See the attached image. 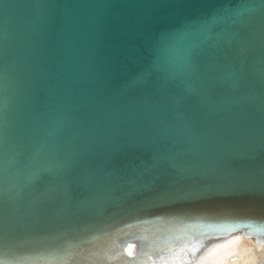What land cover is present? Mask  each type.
Masks as SVG:
<instances>
[{"label":"water","instance_id":"water-1","mask_svg":"<svg viewBox=\"0 0 264 264\" xmlns=\"http://www.w3.org/2000/svg\"><path fill=\"white\" fill-rule=\"evenodd\" d=\"M239 191L264 194V0H0V256L174 215L264 237L178 207Z\"/></svg>","mask_w":264,"mask_h":264},{"label":"bare ground","instance_id":"bare-ground-1","mask_svg":"<svg viewBox=\"0 0 264 264\" xmlns=\"http://www.w3.org/2000/svg\"><path fill=\"white\" fill-rule=\"evenodd\" d=\"M241 193L245 192L239 191L236 195ZM233 197L232 194L226 196L220 194L194 198L193 201L178 207L196 209L191 213L202 217L225 216L222 222L224 226L228 224V220L232 219L231 217H238L239 220L252 223L257 230L263 231L264 220H256V217L252 219L253 217L250 216L259 215L264 218V203H261L259 199L249 202L241 199L233 200ZM248 215L249 217H242ZM174 216L166 223H157L155 228L149 224L138 225L119 233L103 234L73 256L66 253L67 256L62 259L50 260L47 255L44 256L46 260L43 261L32 258L19 261L11 258L13 256L3 255L0 256L2 258L0 264H132V262L134 264H264V237L241 232L225 236L218 233L212 236L204 235L197 231L192 234L182 230L174 232L172 228L166 229L167 226H172L168 223L176 220ZM195 229L198 230V228ZM131 234H136L138 240H131L128 250L134 253L135 242L140 244L139 255L136 258L125 257L120 251L123 235Z\"/></svg>","mask_w":264,"mask_h":264},{"label":"snow or ice","instance_id":"snow-or-ice-1","mask_svg":"<svg viewBox=\"0 0 264 264\" xmlns=\"http://www.w3.org/2000/svg\"><path fill=\"white\" fill-rule=\"evenodd\" d=\"M232 199L233 200L241 199V200L249 201V202L259 199L261 201V203H264V194L245 192V193H241V194L234 196ZM132 264H134V262H132Z\"/></svg>","mask_w":264,"mask_h":264}]
</instances>
